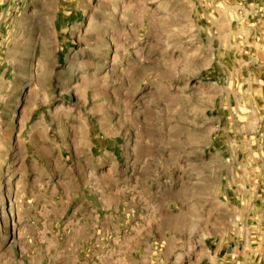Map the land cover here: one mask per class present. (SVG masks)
Masks as SVG:
<instances>
[{"label": "rangeland", "instance_id": "1", "mask_svg": "<svg viewBox=\"0 0 264 264\" xmlns=\"http://www.w3.org/2000/svg\"><path fill=\"white\" fill-rule=\"evenodd\" d=\"M0 264H264V0H0Z\"/></svg>", "mask_w": 264, "mask_h": 264}]
</instances>
